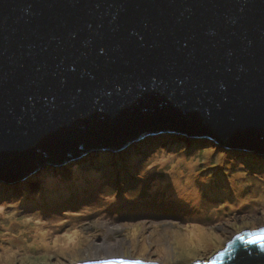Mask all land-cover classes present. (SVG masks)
<instances>
[{"label":"water","instance_id":"obj_1","mask_svg":"<svg viewBox=\"0 0 264 264\" xmlns=\"http://www.w3.org/2000/svg\"><path fill=\"white\" fill-rule=\"evenodd\" d=\"M162 133L264 154V0H0V182ZM262 243L189 264H264Z\"/></svg>","mask_w":264,"mask_h":264},{"label":"rangeland","instance_id":"obj_2","mask_svg":"<svg viewBox=\"0 0 264 264\" xmlns=\"http://www.w3.org/2000/svg\"><path fill=\"white\" fill-rule=\"evenodd\" d=\"M186 138L151 136L0 182V264H74L102 236L119 239L128 258L189 264L206 261L234 232L264 225V155ZM238 198L227 210L225 199ZM190 226L207 231L195 247L178 239ZM37 227L47 231L43 242L33 237ZM68 235L67 245L55 242Z\"/></svg>","mask_w":264,"mask_h":264},{"label":"bare ground","instance_id":"obj_3","mask_svg":"<svg viewBox=\"0 0 264 264\" xmlns=\"http://www.w3.org/2000/svg\"><path fill=\"white\" fill-rule=\"evenodd\" d=\"M219 168H222L221 166ZM225 170L222 169V175H225ZM223 181L226 182V184L231 185L233 184L234 179L238 178V176H233L231 181H226L225 177H223ZM198 181H205V178H198ZM225 184V185H226ZM57 183H53L50 184V186L53 188L54 186H56ZM224 187V186H223ZM52 197L57 198L59 196L58 193H51ZM67 195V194H66ZM64 195V196H66ZM62 196V197H64ZM48 197V196H47ZM46 197V200L44 203H49L48 205H51L53 202L50 200L48 201V198ZM225 202L227 203V210L229 209V206L232 208H235L239 203L242 202V200H240L239 198L236 199V201L232 200H226ZM32 203V201H31ZM107 226V230L111 231L112 228L109 227V225ZM40 227L34 228L33 232L34 235L33 237L40 240L41 242L45 241V235L47 233V231L41 233L39 232ZM70 235H75L70 234ZM68 235L65 236L64 238H58L55 237V242L60 241L62 244L67 245L68 242H72V237ZM205 235H207V231L205 229H201L200 227L198 228L197 226H190L189 228H186V230H184V234L180 235L178 237L179 241L181 242H185L186 245H188L187 247H195L197 245V243H199V241L201 240V238H204ZM62 239V240H61ZM43 240V241H42ZM63 241V242H62ZM88 258L86 259V261H93V260H102V259H113V258H121V259H132V258H128L127 256H125L122 253V243L119 239H114V240H108L105 236H102L99 242H94L92 243L89 247H88ZM84 261V260H83Z\"/></svg>","mask_w":264,"mask_h":264},{"label":"trees","instance_id":"obj_4","mask_svg":"<svg viewBox=\"0 0 264 264\" xmlns=\"http://www.w3.org/2000/svg\"><path fill=\"white\" fill-rule=\"evenodd\" d=\"M167 135H170V134H167ZM186 139H189V138H186ZM194 139H191V141H193ZM201 140H205V139H199V140H197V141H193V145H195V144H200L201 143ZM213 142V141H212ZM215 145H216V143H214ZM217 146V145H216ZM250 154H254V155H256V153L255 152H249ZM89 155V154H88ZM88 155H85L86 157H88ZM253 162H257L256 160H254ZM116 167H118L117 165H114L113 166V168H116ZM19 183V182H18ZM1 184H4V186L5 185H7L8 183H6V182H1Z\"/></svg>","mask_w":264,"mask_h":264},{"label":"clouds","instance_id":"obj_5","mask_svg":"<svg viewBox=\"0 0 264 264\" xmlns=\"http://www.w3.org/2000/svg\"><path fill=\"white\" fill-rule=\"evenodd\" d=\"M162 134H164V133H162ZM165 134H172V135H180L179 133H165ZM157 135H161V134H157ZM182 135V134H181ZM154 136H156V135H154ZM184 136V135H183ZM186 136H188V135H186ZM151 137V136H150ZM189 138H193L192 136H188ZM146 138H149V137H146ZM145 139V138H144ZM208 139V138H207ZM143 140V139H142ZM210 141H212L211 139H209ZM214 142V141H213ZM214 143H216V142H214ZM216 145H217V143H216ZM219 145V144H218ZM247 151H249V150H247ZM249 152H254V151H249ZM256 154H260V153H257V152H255ZM261 155V154H260ZM262 155H264V154H262Z\"/></svg>","mask_w":264,"mask_h":264},{"label":"snow or ice","instance_id":"obj_6","mask_svg":"<svg viewBox=\"0 0 264 264\" xmlns=\"http://www.w3.org/2000/svg\"><path fill=\"white\" fill-rule=\"evenodd\" d=\"M261 248H264V243L261 244Z\"/></svg>","mask_w":264,"mask_h":264}]
</instances>
